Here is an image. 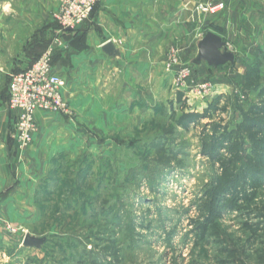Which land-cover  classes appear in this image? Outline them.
<instances>
[{"label":"rangeland","instance_id":"rangeland-1","mask_svg":"<svg viewBox=\"0 0 264 264\" xmlns=\"http://www.w3.org/2000/svg\"><path fill=\"white\" fill-rule=\"evenodd\" d=\"M21 2L0 8V103L14 72L10 60L29 31L44 25L50 44L71 37L91 16L63 29L55 17L60 0L44 19ZM218 3L224 7L215 13L200 8ZM227 3L196 0L186 20L156 22L155 46L146 44L156 54L153 61L145 55L142 74L131 65L104 64L96 83L87 73L75 98H65L64 111L36 118L46 172L29 209L0 211V264H219L225 247L255 256L260 245H251L243 229L257 222L254 208H229L214 161L229 154L209 144L235 130L240 110L259 100L242 88L257 61L264 86V28L240 32L232 17L227 23ZM207 33L229 56L225 63L199 58ZM184 113L201 117L182 128L176 120ZM26 236L39 243L26 245Z\"/></svg>","mask_w":264,"mask_h":264},{"label":"crops","instance_id":"crops-1","mask_svg":"<svg viewBox=\"0 0 264 264\" xmlns=\"http://www.w3.org/2000/svg\"><path fill=\"white\" fill-rule=\"evenodd\" d=\"M11 1L14 0H0V8L3 4H11ZM21 1V4L29 5L36 11V14H31L32 17L39 15L43 19L46 12L54 11L58 4V0ZM195 1L100 0L89 21L75 29L71 37H62L49 44L44 33L48 29H44V25L39 30L29 31L25 41H21L23 47L16 50L10 60L9 67L13 73L28 68L51 45L52 70L66 82L64 98H75L77 86L84 84L87 73L94 74L93 82L96 83L97 70L104 64L107 67L113 63L116 66L131 65L142 74L146 62H149L145 61V55L152 54L149 58L153 61V54H156V49L149 52L146 47L150 42L154 45L156 22L186 20ZM224 13L229 17L227 23L232 17L240 32L249 27L256 34L260 26L264 28V0H229ZM218 24L223 26L224 18ZM118 42L122 45L118 46ZM107 43L114 48L111 55L102 50ZM8 84L5 100L0 103V211L7 216L21 212L22 208L29 209L26 203L33 197L37 182L46 172L43 166L46 164L43 163L45 157L41 152L42 136L38 135L43 130L39 129L41 125L38 124L36 139L26 150L19 149L13 139L14 116L7 106ZM43 114L46 113L37 114L38 121Z\"/></svg>","mask_w":264,"mask_h":264},{"label":"trees","instance_id":"trees-1","mask_svg":"<svg viewBox=\"0 0 264 264\" xmlns=\"http://www.w3.org/2000/svg\"><path fill=\"white\" fill-rule=\"evenodd\" d=\"M261 81L262 64L257 61L246 71L242 93L248 96L256 92L258 102L250 104L246 110H240L242 122L235 130L225 131L211 139L209 144L214 151L225 150L229 154V158L215 156L214 161L218 163L221 174L218 183L229 197V208L239 212L244 208H254L257 222H244L243 229L249 233L247 241L251 245H260V248L254 249L255 256H235L234 250L225 247L228 256L219 264H247V261L264 264V196H259L264 178V86ZM178 100H181V96H178ZM200 117L198 114L184 113L176 123L187 128L189 123H194ZM233 138L234 143L231 142ZM195 228L202 233L201 224H196Z\"/></svg>","mask_w":264,"mask_h":264},{"label":"built area","instance_id":"built-area-1","mask_svg":"<svg viewBox=\"0 0 264 264\" xmlns=\"http://www.w3.org/2000/svg\"><path fill=\"white\" fill-rule=\"evenodd\" d=\"M98 1L60 0L55 17L63 29H72L90 16ZM223 7L218 3L200 8L215 13ZM52 52L50 45L28 68L10 76L7 106L14 116L13 139L21 150L30 146L38 131V113H60L67 107L61 93L66 82L52 70Z\"/></svg>","mask_w":264,"mask_h":264},{"label":"water","instance_id":"water-1","mask_svg":"<svg viewBox=\"0 0 264 264\" xmlns=\"http://www.w3.org/2000/svg\"><path fill=\"white\" fill-rule=\"evenodd\" d=\"M219 46L218 38L212 33H207L206 36L200 41L198 46L199 58L201 60L212 61L215 64L225 63L229 59V56L227 54H221L219 51ZM102 50L109 55L114 53V48L110 43L103 45ZM24 243L26 245L33 246L37 245L39 240L26 236L24 238Z\"/></svg>","mask_w":264,"mask_h":264}]
</instances>
